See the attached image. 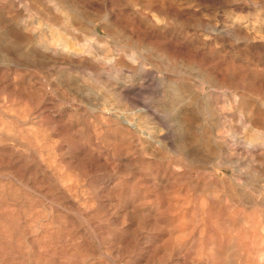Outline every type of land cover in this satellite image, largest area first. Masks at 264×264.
Returning <instances> with one entry per match:
<instances>
[{"label":"rangeland","instance_id":"rangeland-1","mask_svg":"<svg viewBox=\"0 0 264 264\" xmlns=\"http://www.w3.org/2000/svg\"><path fill=\"white\" fill-rule=\"evenodd\" d=\"M53 2L0 0V264H188L136 198L156 155L217 173L184 176L207 207L264 215V0Z\"/></svg>","mask_w":264,"mask_h":264},{"label":"bare ground","instance_id":"bare-ground-1","mask_svg":"<svg viewBox=\"0 0 264 264\" xmlns=\"http://www.w3.org/2000/svg\"><path fill=\"white\" fill-rule=\"evenodd\" d=\"M49 3L52 5L51 7H56L54 6V2L53 0H48ZM32 2V1H31ZM57 3V2H56ZM12 5V4H11ZM9 4V6H11ZM58 5V4H56ZM60 5V4H59ZM8 6V4H7ZM63 6V5H62ZM6 7V6H5ZM61 8V9H60ZM58 10H60L61 13H63L61 10L65 9L64 7H61ZM63 8V9H62ZM67 9V8H66ZM65 9V10H66ZM55 10V8H54ZM57 10V9H56ZM64 10V11H65ZM46 12V11H45ZM67 15V13H65ZM65 15V16H66ZM47 16V15H46ZM40 17V16H39ZM67 17V16H66ZM65 17V18H66ZM42 18V17H41ZM33 19V18H32ZM41 20V19H40ZM49 20V18H48ZM66 21V20H65ZM69 21V19H68ZM43 22V20H42ZM67 22V21H66ZM65 22V23H66ZM27 23V22H25ZM37 25H39V21L35 22ZM28 24V23H27ZM25 27H27L25 24H23ZM31 25V24H30ZM53 26V25H52ZM52 26H46L47 31L49 32L48 35H44V34H37L34 38H36V40L41 43L40 45H43L45 47V45H51V46H56L58 44V46L60 47L61 51H66V47L69 45L70 43V38L67 36L66 32L65 34H61L60 32H58V30H56V28L54 29ZM69 27V25H68ZM34 27H32L33 29ZM67 28V27H66ZM36 29V28H35ZM26 30V29H25ZM29 30V28L27 29ZM34 30V29H33ZM26 32V31H25ZM30 32V30H29ZM32 32V30H31ZM63 33V32H62ZM70 33V32H68ZM35 34V33H34ZM33 34V35H34ZM71 34V33H70ZM69 34V35H70ZM72 35V34H71ZM15 36V35H14ZM31 36V35H30ZM26 37V36H25ZM18 38V36H17ZM27 38V37H26ZM32 38V37H31ZM33 38V39H34ZM72 38V36H71ZM89 38V37H88ZM88 38H86V40H88ZM19 39V38H18ZM74 39V38H73ZM17 41V40H16ZM72 41V40H71ZM83 42H85L83 40ZM85 44V43H84ZM83 44V45H84ZM82 46V45H80ZM86 46V45H84ZM83 46V47H84ZM89 47V46H88ZM55 48V47H54ZM45 49V48H44ZM47 49V47H46ZM85 49V48H82ZM87 49V47H86ZM49 50V49H48ZM43 51V50H42ZM60 51V50H59ZM48 52V51H47ZM53 52V51H52ZM55 52V51H54ZM68 52V51H67ZM84 52L86 53H91L90 50H85ZM41 53V52H40ZM45 53V52H44ZM59 53V52H58ZM64 53V52H63ZM66 53V52H65ZM64 53V54H65ZM19 54V53H18ZM43 54V53H42ZM57 54V53H56ZM70 54V53H69ZM67 54V55H69ZM2 55V54H0ZM44 55V54H43ZM75 56L79 55V54H74ZM52 55L50 54V57ZM74 56V57H75ZM4 57V56H3ZM2 57V58H3ZM6 57V56H5ZM22 57V56H21ZM48 57V56H46ZM49 57V58H50ZM70 57V55H69ZM73 57V56H72ZM1 58V59H2ZM19 58V57H18ZM48 58V59H49ZM64 58V57H62ZM92 58V57H91ZM33 58H31L32 60ZM3 60H6L3 58ZM3 60H0L1 62ZM66 60V59H65ZM7 61V60H6ZM64 61V60H63ZM70 60L66 61L69 62ZM0 62V63H1ZM4 62V61H3ZM5 65L6 62H4ZM51 63V62H50ZM65 63V62H64ZM2 65H4L3 63H1ZM11 64L10 62L8 63V65ZM60 64V61H59ZM66 64V63H65ZM5 67V66H4ZM8 67V66H7ZM14 67V66H13ZM18 67V66H17ZM7 69V68H6ZM12 69V68H11ZM18 69V68H17ZM4 70V69H3ZM10 70V69H9ZM2 72V71H1ZM0 72V73H1ZM5 72V70H4ZM11 72V71H10ZM15 72V71H14ZM13 72V73H14ZM18 73V71L16 72ZM14 73V74H16ZM5 74V73H4ZM1 75V74H0ZM7 76V75H6ZM5 76V77H6ZM14 76V75H12ZM19 76V75H17ZM16 77V76H15ZM20 77V76H19ZM18 77V78H19ZM3 76L0 77V91L3 92V90L6 87V89H8L9 87L7 86H3L2 84V80H3ZM6 79V78H5ZM17 79V77H16ZM14 82H15V80ZM116 80V79H115ZM114 81V80H113ZM120 81V80H119ZM115 82V81H114ZM10 83H12L10 81ZM10 83H8V85H11ZM15 85V84H14ZM12 86V85H11ZM122 86V85H121ZM13 87V86H12ZM11 87V88H12ZM117 87V86H115ZM123 87V86H122ZM15 89V87H13ZM18 88V87H16ZM20 88V87H19ZM121 90V89H120ZM6 91V90H5ZM8 91V90H7ZM6 91V92H7ZM11 91V90H10ZM13 91V89H12ZM12 91H11V96H12ZM17 91V90H16ZM15 91V92H16ZM18 92V91H17ZM16 92V93H17ZM84 92V91H83ZM5 93V92H4ZM3 93V94H4ZM8 93H10L8 91ZM7 93V94H8ZM19 93L21 94L20 90ZM92 94V93H91ZM14 95V94H13ZM16 97L18 96L17 94H15ZM14 95V97H15ZM3 96V95H2ZM20 96V95H19ZM5 97V96H4ZM13 97V98H14ZM15 97V98H16ZM1 98V96H0ZM8 98V97H6ZM5 98V99H6ZM11 98V97H10ZM14 98V99H15ZM60 98V97H59ZM5 99H0V102H2V104H4V102L6 103ZM20 100V97L18 98ZM17 99V101H18ZM16 100V99H15ZM10 101V100H9ZM8 102V101H7ZM12 103V102H10ZM0 104V105H2ZM9 104V103H8ZM14 104V103H13ZM12 104V106H13ZM16 105V103L14 104ZM4 106V105H3ZM15 107V106H14ZM3 108V107H2ZM6 108V107H5ZM8 108V107H7ZM13 107L10 106L9 109H11ZM102 111V110H100ZM99 113V112H98ZM107 113V112H106ZM115 113V112H114ZM104 114V113H103ZM35 115V114H34ZM109 115V114H108ZM120 115V114H119ZM94 116V115H93ZM101 116V115H100ZM150 116V115H149ZM18 117V116H17ZM15 117V118H17ZM96 117V116H95ZM104 118V116H102ZM21 118V117H20ZM19 118V119H20ZM101 118V117H100ZM107 118V117H106ZM25 119V117L23 118ZM124 119V117H123ZM106 119H103V121H105ZM112 120V119H111ZM17 121V120H16ZM21 121V119H20ZM23 121V120H22ZM105 123V122H104ZM118 123V122H117ZM94 124V123H93ZM106 124V123H105ZM89 126V125H88ZM111 126V125H110ZM126 126V125H125ZM91 127V126H89ZM124 127V126H123ZM119 129V128H118ZM128 130V129H127ZM119 132V131H118ZM132 132V131H131ZM120 136V135H119ZM118 136V137H119ZM153 137V136H152ZM136 138V137H135ZM139 139V138H137ZM153 139V138H152ZM136 142H140L138 140H135ZM150 141V140H149ZM153 140H151L152 142ZM155 141V140H154ZM148 142V141H147ZM150 142V144H151ZM117 143V142H116ZM119 143V142H118ZM153 143V142H152ZM146 144L145 142L139 145H143ZM110 145V144H109ZM134 146V145H133ZM146 146V145H145ZM148 146V145H147ZM150 147L152 145H149ZM132 147V146H131ZM141 147V146H140ZM138 147V148H140ZM117 148V147H116ZM148 149V148H147ZM141 150H145L144 146L143 149ZM125 152V151H124ZM138 152V151H136ZM135 152V153H136ZM134 153V152H133ZM144 153V152H143ZM142 153V154H143ZM151 153V152H150ZM153 153V151H152ZM151 153V154H152ZM140 154V153H139ZM141 154V155H142ZM144 154H148V153H144ZM150 154V155H151ZM155 154V153H154ZM153 154V155H154ZM132 155V154H131ZM149 155V154H148ZM156 155V154H155ZM137 156V153H136ZM143 156V155H142ZM158 157V155H156ZM141 157V156H140ZM150 156H147V158L149 159ZM156 157V158H157ZM144 158V157H141ZM150 158L151 160L148 161H144V166H146L145 170L147 173L146 175H142L143 178L141 180V185L140 182L138 185L139 190L136 193V198L139 201L140 205L141 204H147L146 206H148V210H149V217L151 216V219L154 220V223H156V227L158 232H160L163 236L162 238V245L163 248H167L169 249L172 253H170L171 256H175V258L177 260H179V256L184 255V254H188L190 253V264H264V215L260 214V212L262 210H260V206L257 205V202H253V200H246L244 209L242 210H237L234 213H228L227 208H225V204L227 203H223L224 206L222 207V205L218 204L219 206H221L222 208H225V211H222L220 209L218 210H213L212 208H214V203L213 202L212 205L213 207H207V202L204 198H202L199 194H201V192H197L195 191V186L186 181L185 177L189 176H185V173L187 170L192 171L193 173H195L196 176H198L199 178H201L200 176H206L207 179V175H209L210 177L212 176V178H215L217 176V173L214 170H210L209 172H206V168L205 171H201V170H197L198 168H195V163L192 166V164H190L191 162H189L190 165H183L182 163H177L171 159H169L166 156H161L160 158ZM139 160V159H138ZM147 160V159H146ZM196 160V159H194ZM187 161V160H186ZM139 163V162H138ZM143 163V162H141ZM134 164V163H133ZM188 164V163H187ZM204 166L207 164H203ZM210 165V163H209ZM142 166V165H141ZM198 166V165H197ZM201 166V165H200ZM199 166V167H200ZM208 166V165H207ZM18 167V166H17ZM136 167V166H135ZM202 167V166H201ZM200 167V168H201ZM209 167V166H208ZM137 169V168H136ZM211 169V168H210ZM257 170V169H256ZM137 171V170H136ZM230 171H232L230 169ZM128 172V171H127ZM224 172V171H223ZM254 172V171H253ZM234 173V172H233ZM135 176V175H134ZM185 176V177H184ZM208 176V177H209ZM253 176V175H252ZM137 177V176H135ZM140 177V176H139ZM138 177V178H139ZM209 177V178H210ZM227 177V176H225ZM141 178V177H140ZM188 178V177H187ZM205 178V177H204ZM124 179V178H123ZM189 179V178H188ZM192 179V178H191ZM211 179V178H210ZM217 179V178H215ZM234 179V178H233ZM136 180V179H135ZM195 180V179H194ZM193 180V182L195 183V181ZM201 180V179H199ZM205 180V179H204ZM203 180V181H204ZM224 180V179H223ZM220 179V181H223ZM226 180V179H225ZM231 180V178H230ZM191 181V180H190ZM219 181V182H220ZM138 182V181H137ZM192 182V181H191ZM207 183V181H204ZM213 182V180H212ZM211 182V183H212ZM216 182V181H215ZM225 182V181H224ZM227 182V181H226ZM229 182V181H228ZM123 183V182H122ZM203 183V182H202ZM210 182H208L209 185ZM223 183V182H222ZM199 184V183H198ZM215 184H213L214 186ZM217 185V184H216ZM221 185V184H220ZM135 186V185H134ZM202 186V184H201ZM219 185H217L218 187ZM240 186V185H238ZM137 187V188H138ZM205 186L201 187L204 188ZM208 187V186H207ZM222 187V185L220 186ZM219 187V188H220ZM233 188V186H231ZM131 188V187H130ZM197 188V187H196ZM199 188V186H198ZM197 188V190H198ZM200 188V189H201ZM214 188V187H213ZM216 188V187H215ZM214 188V189H215ZM224 188V187H223ZM228 188V187H227ZM230 188V187H229ZM231 188V189H232ZM237 188V187H236ZM235 188V189H236ZM248 188V187H246ZM251 188V187H250ZM259 188V186H258ZM125 189V188H124ZM218 189V188H216ZM245 190V188H243ZM262 189V188H261ZM120 190V189H119ZM118 190V191H119ZM202 190V189H201ZM238 190V189H236ZM246 190H249L246 189ZM246 190L244 192H246ZM253 190V189H251ZM259 190V189H257ZM256 190V191H257ZM263 190V189H262ZM135 191V190H134ZM232 191V190H231ZM235 191V190H233ZM121 192V191H120ZM125 192V191H124ZM203 192V191H202ZM216 193V191H213ZM219 192V189L218 191ZM222 192V190H221ZM220 192V193H221ZM243 192V191H242ZM239 192V193H242ZM249 192V191H248ZM198 193V194H197ZM204 193V192H203ZM202 193V194H203ZM227 193V192H226ZM230 192H228L229 194ZM237 193V192H236ZM238 193V194H239ZM247 193V192H246ZM250 193V192H249ZM258 193V192H256ZM126 194V193H125ZM131 194V193H130ZM129 194V195H130ZM214 193L210 194L213 195ZM248 194V193H247ZM246 194V195H247ZM253 194V193H252ZM128 195V194H127ZM126 195V196H127ZM135 195V194H134ZM205 195V194H204ZM203 195V196H204ZM208 195V194H207ZM206 195V196H207ZM221 194H218V196ZM232 195V192H231ZM241 195V194H240ZM240 195L239 199H240ZM255 195V194H254ZM260 195H262L260 193ZM259 195V196H260ZM125 196V195H124ZM132 197V195H130ZM215 196V194L213 195ZM212 196V197H213ZM226 196V195H225ZM230 196V194H229ZM237 196V195H236ZM248 196V195H247ZM251 196V195H250ZM253 196V195H252ZM121 197V196H120ZM129 197V196H127ZM134 197V196H133ZM211 196H209L210 198ZM234 197V198H233ZM232 199H235V196H233ZM125 198V197H124ZM216 198V196H215ZM214 198V201H215ZM222 198V197H221ZM252 198V197H251ZM250 198V199H251ZM260 198V197H259ZM121 199V198H120ZM204 199V200H203ZM231 199V198H229ZM238 199V198H237ZM242 200H244L243 198H241ZM253 199V198H252ZM211 200H213V198H211ZM221 199L217 200L220 201ZM241 200V201H242ZM258 200V199H257ZM206 201V202H205ZM225 201V200H224ZM223 201V202H224ZM261 203V202H260ZM231 204V203H229ZM259 204V202H258ZM210 205V202H209ZM234 205V204H233ZM232 205V206H233ZM144 206V205H143ZM227 206V205H226ZM229 206V205H228ZM236 206V204H235ZM240 208V205H238ZM264 206V205H262ZM231 211V209H228ZM249 211V215L248 216H244L243 214H246V211ZM264 210V209H263ZM132 211V210H131ZM227 211V212H226ZM264 212V211H263ZM113 213V212H112ZM139 213V212H138ZM262 213V212H261ZM148 215V214H147ZM141 217V215H139ZM145 217V216H144ZM147 218V217H146ZM144 219V218H143ZM148 219V218H147ZM153 222V221H150ZM149 222V223H150ZM145 223V222H144ZM143 223V224H144ZM153 223V224H154ZM147 224V223H146ZM152 223H150L151 225ZM143 226V225H142ZM150 230V229H149ZM152 230V227H151ZM156 230V228H155ZM126 231V229H125ZM153 231V230H152ZM124 232V231H123ZM154 232V231H153ZM117 233V232H116ZM157 233V232H156ZM176 233H178V235H175ZM118 234V233H117ZM125 234V233H124ZM122 235V234H121ZM153 235V233H152ZM175 235V236H174ZM156 236V235H154ZM159 237V236H158ZM152 238V237H151ZM148 239V238H147ZM146 239V240H147ZM150 239V238H149ZM156 241V240H155ZM154 241V242H155ZM160 241V242H161ZM159 242V241H158ZM2 243V242H1ZM145 243V241H144ZM149 243V242H148ZM156 243V242H155ZM154 243V246H156ZM159 244V243H158ZM157 244L158 248L160 249L159 245ZM151 247V246H150ZM231 248L232 250V255L230 260H227L226 258V251L227 248ZM153 249H155L153 247ZM157 249V250H159ZM206 252L202 253V257H201V253H200V257L198 256V252L201 251ZM156 250V251H157ZM161 251H163L161 249ZM160 251V252H161ZM164 252V251H163ZM162 252V254H163ZM156 253V252H155ZM166 252H164L163 255ZM229 253V252H228ZM157 254V253H156ZM154 255V254H153ZM160 255V254H159ZM162 255V256H163ZM169 255V257H170ZM205 255V256H204ZM168 256V255H167ZM156 257V256H154ZM168 257V259H169ZM182 257V256H181ZM158 258H161V256H158ZM172 259V257H170ZM174 258V257H173ZM229 258V257H228ZM182 260V258H180ZM170 260V259H169ZM160 261V260H159ZM163 261V260H162ZM174 261V260H173ZM164 262V261H163ZM181 263V261H179ZM162 263V262H161ZM169 264V262H167ZM171 263V262H170ZM173 263V262H172ZM183 263V262H182ZM188 263V264H189ZM4 264V263H3Z\"/></svg>","mask_w":264,"mask_h":264}]
</instances>
